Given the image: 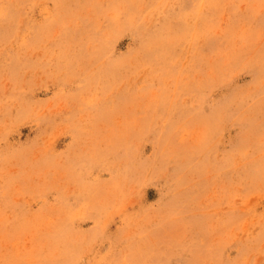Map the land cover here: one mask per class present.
I'll use <instances>...</instances> for the list:
<instances>
[{"label": "rangeland", "instance_id": "obj_1", "mask_svg": "<svg viewBox=\"0 0 264 264\" xmlns=\"http://www.w3.org/2000/svg\"><path fill=\"white\" fill-rule=\"evenodd\" d=\"M0 264H264V0H0Z\"/></svg>", "mask_w": 264, "mask_h": 264}]
</instances>
